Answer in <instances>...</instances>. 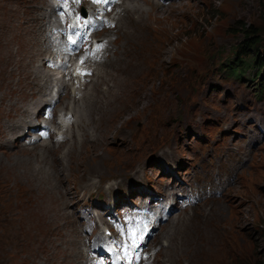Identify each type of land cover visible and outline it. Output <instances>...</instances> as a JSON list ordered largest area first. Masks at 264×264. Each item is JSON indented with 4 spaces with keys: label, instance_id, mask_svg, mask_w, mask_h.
Returning <instances> with one entry per match:
<instances>
[{
    "label": "rangeland",
    "instance_id": "374dc122",
    "mask_svg": "<svg viewBox=\"0 0 264 264\" xmlns=\"http://www.w3.org/2000/svg\"><path fill=\"white\" fill-rule=\"evenodd\" d=\"M43 1L34 5L45 6ZM19 2L0 0V53L9 43L15 52L9 55L10 59L0 54L3 133L13 129L20 119L9 118L14 108L19 109L14 99L16 85H27L18 74L21 72L24 78L34 74L35 63L39 61L38 57L22 52L19 45L18 41L29 39L30 28L34 27L27 21L32 5L23 6ZM133 6L140 11V21L146 22L141 30L130 14ZM45 9L37 12L38 20L44 21ZM112 18L116 27L110 31L109 39L115 38L119 49L111 64L102 61L97 65L93 82L99 83L98 90H94L93 83L79 90L75 103L70 98L59 103L66 110L74 108L75 121L70 131L74 132L73 143L60 147L46 143L33 150L26 149L31 150L27 152L0 151V264H59L62 255L57 251L68 253L67 249L74 252L71 259L75 264L79 260L75 242L60 243L53 250L61 235L53 237L54 241L43 235L51 230V215L56 219V213L63 208L52 201L47 206L48 214L38 211L40 191L35 190L31 181L17 178L14 169L19 173L42 169L49 174L50 165L62 163L61 177L51 175L56 179L53 189L71 190L69 194L74 200H70L64 213L71 219L75 215L71 237L81 243L86 225L82 217L95 212L90 230L97 225V201L103 195L93 197L96 187L100 189L98 192H115L124 183L133 182L135 178L129 177L137 175L138 166L129 165L137 161L145 167L148 185L155 193L161 194L167 186L179 187L186 193L199 187L207 191L208 186L211 189L213 183H219L218 195L180 211L178 218L170 219V223L176 221L160 230L152 245L163 246L153 264H264V76L260 71L257 79L252 80L237 77L235 69L229 75L226 71L229 65L237 64L233 61L236 57L245 60L253 57L264 65V0H175L168 6L150 0L134 3L127 0ZM44 22L43 41L48 31ZM251 25L262 31L255 40L257 45H251L252 39L241 30ZM35 31L41 34L39 27ZM148 40L151 42L146 43ZM134 46L140 49L132 50ZM42 48L45 49L43 43ZM120 58L123 59L119 61ZM124 59L129 60L130 66L126 73H123L128 68ZM7 68L18 69V74L2 79ZM253 71L247 69L245 74L251 76ZM40 73H46L41 64ZM242 80L248 84L239 83ZM10 98L14 100L6 102ZM75 111L80 116L78 113L75 116ZM129 133L136 135L144 153L134 152ZM46 145H50L51 149H47L53 151L54 159L43 152ZM68 152H72L69 160ZM156 152L168 153L156 156ZM45 158L47 166L41 162ZM116 175H125L124 183L120 179L103 184ZM86 176L92 178L85 183V192L72 189L76 182L79 188ZM83 207L85 215L81 213ZM215 208L220 218L213 232L218 235L220 226L225 224L223 237L230 239L228 249L214 257L200 253L190 261L180 250L194 233L203 227L211 228V219L205 225L201 221L204 214Z\"/></svg>",
    "mask_w": 264,
    "mask_h": 264
},
{
    "label": "bare ground",
    "instance_id": "6f19581e",
    "mask_svg": "<svg viewBox=\"0 0 264 264\" xmlns=\"http://www.w3.org/2000/svg\"><path fill=\"white\" fill-rule=\"evenodd\" d=\"M87 1H89V0H87ZM112 1H115V0H112ZM129 1L134 3L137 0H129ZM21 3L22 2H19V4H21ZM89 4H90V10H92L93 8H95V7H97L99 5L98 1H93V2H90ZM102 6L104 7L103 11H101V10L100 11H96L95 10L91 14V17H92L93 22L95 24L101 22L97 18L99 13H101V12L102 13L110 12L112 10L117 9L120 6V2L111 3L109 1H105ZM178 7H180V6H178ZM137 8H138L137 6H133L130 9V14L134 15L133 16L134 17L133 23H135V26L139 27L140 30H141V29L144 28L146 22L145 21H140V18H139V12L140 11H137ZM41 9H45V6L32 5L31 7H29V9H28L29 16L27 18V21L28 22H32L34 27L30 28V32H29L30 37H29V39L21 40V41H18V42H19V45L22 46V52H28V53L34 55L35 57H38V59L40 60L41 66L44 67L43 60L40 59L41 56L44 54V50L42 49V51H41L39 49L42 46V42H43L44 21L38 20L39 18L37 16V12H39ZM34 23H36V24H34ZM36 27L40 28L41 34H37V32L35 31ZM87 29H88V27L86 25H83L82 28H81V31L85 32ZM49 39H51V38H49ZM150 42L151 41L148 40L146 43H150ZM9 44H7L6 50L4 52L0 53V54H5L7 56V58L10 59L11 57L9 55H13V54L15 55V52H14V49H13V44L12 45H11V43H9ZM89 47H90V45H89ZM131 49L132 50H136L137 47L134 46V47H131ZM139 49L140 48H138L137 50H139ZM12 52H13V54H12ZM124 52H126V51H124ZM143 53H144V51H143ZM144 55H145V53H144ZM145 56H147V55H145ZM150 57H152V56H150ZM129 58H130V56L128 55V59ZM122 59L123 58H120L119 61H121ZM89 60H90L89 56L86 57V58H81L80 62H81V65L83 66V68L81 70L75 69V67L73 66V63H71L70 66H68V71L65 74H63L61 82L59 84V87L57 88V91H56V94H55L56 98L54 97L53 93L51 95H49L47 92H45V88H46L47 84L50 83L51 80H52V75L51 74H46L43 83L39 79L40 74H41L40 73L39 61L35 63L34 74H30L26 78H24L22 76L21 72H19V74H18V69L13 70L12 68H10V69L7 68L5 70L7 72V74H5V76L2 77V79L8 78V77H12V76H15V75L18 74L19 78L22 79V82L24 81L27 85L25 87H22V85L19 86L18 84L16 85L17 89H16L15 93L17 94V97H15L14 99L16 100V104L15 105H19V109L14 108L13 109V116H10L9 118H13L15 116L16 118L20 117V119H19V121L17 122V124L15 125V127L13 129H8V130H6L5 133H3L4 130H5V128H4V120H5L4 119V114H5L4 109L1 112L0 133H3L2 139L0 141V151L1 152H16L15 150L22 151V150H26V149L33 150L35 147L41 146V145H44V144L47 143L46 141H44V142H40V143L29 144L32 147L26 148V145L21 146L19 142H20V139L22 138V136H24L31 129L34 128V125H33L32 121H39L41 119V117L39 116V113L38 112L34 113L33 110H36V109L39 108L40 112H45V111H48L47 110V106H50L51 109H55V114L56 115H58V112H61V114L63 116H66L67 112H69L70 110H71L70 114H72L74 108H72V109L70 108L69 110H66L65 106H60L59 105L60 102L64 103L69 98L73 101V103H75V101H77V100L74 99V97L68 96L70 94V92H69V86L66 83V78H69L71 80L82 79L84 81L83 85H86V86L90 85V84L92 85L94 82H91L90 80H85L84 79V77H86V76H94L95 75V72H94L93 69L87 68ZM119 61L117 63L120 64L121 62H119ZM124 63L128 67V68L123 70V73H126V71H129V69H130L129 60L125 62V59H124ZM116 64H114V65H116ZM150 65L151 64H149V66ZM47 69L51 70L50 67H47ZM5 71H4V73H5ZM132 74H135V73L133 72ZM35 76H37L38 78L36 79ZM122 77H124V76H120L119 78H122ZM61 87H62V89H61ZM92 87L94 88L95 91L98 90L99 83H97V82L94 83L92 85ZM119 87H120V85H119ZM61 90H63L64 92L61 93L60 92ZM102 90H104V89L102 88ZM30 92H32V94ZM44 98H49V102H48L47 105L44 104L45 101H46ZM14 99H12V98L7 99L6 102H10V101H12ZM29 99H31V102H27V101H29ZM23 102H27V103H25L23 105ZM42 105H44V106H42ZM40 106H42V107H40ZM77 113H78V116H80L79 111H75V116H76ZM51 124H52V127L55 128L56 120L53 119ZM71 136H74V132H72ZM116 140H119V138H117ZM252 141H255V139H253ZM66 143H67V141L63 142L62 144H57V145H59L58 147H60L62 145H66ZM71 143H73V141ZM14 145H15V147H17V149L13 148ZM47 147L50 148V145H46L45 149H43V152L47 153V155H49L50 158L54 159L55 156H54V154H52L53 151L50 150L51 148L47 149ZM31 150H26V151H22V152H27V151H31ZM71 153L72 152H68L66 154V159L69 160V158H71L70 157ZM45 159L43 161H41V162H42V164L44 166H47L49 164V162H48V159H46V160ZM61 165H62V163H59L58 165H56V164L50 165V173L49 174H46V172L43 171L42 169H39L38 171L35 170L33 172H30L29 170H24L23 173H19L18 170L14 169L17 172L16 173V177L17 178H19V179H27V180L31 181L32 186L35 187V190H39L40 191L38 193V196L40 194L41 197L39 196V202H38V205L36 206V209L38 211H41L42 214H48L49 212L47 210V206L52 201H54L55 204H58V206L63 208V209H60L56 213V219L51 215V218H50V220H51L50 221L51 222L50 229L51 230H49L51 232L48 231L47 235L43 234L46 231V228H45V230L41 233V234L45 235L47 238H49V240H53L54 239L53 237H55L56 235H61V238L59 240H57L56 245L55 246L53 245L54 246L53 250H57L61 246L60 243H67V244H72V245L74 244V242L72 240V237H71L72 223L68 224V222L72 221V219L70 218V216L68 214H67V217H65V213H64V210H66V208L68 207V204L72 200H74L73 196H70V194H69L71 190H69V189H66V190L65 189H58V191H56V190L53 189V186H54L53 182H55L56 179L53 178L52 176H55L56 178H60L61 177V174H60V166ZM51 172H52V174H51ZM92 176L91 177H87L86 176V178L84 177L83 179H81L84 183H80L79 184V188H77V182H76L74 184V186H72V189L79 190L80 186H82V184H85L90 178H92ZM112 177H115V176H110V178H112ZM131 178H137L138 179V172H137V175L135 177H131ZM61 181H63V180H61ZM121 181L124 183L125 179L121 178ZM93 182H95V181H93ZM95 186H96V184H95ZM96 189L100 190L98 187H96ZM35 190H34V192H36ZM68 196H70L71 199ZM175 197H177V192L176 191H174V190L166 191L165 200H164L163 206L164 205H168L170 203L171 199H173ZM171 208H172V206H171ZM128 212H129V209H126L124 211V215L127 216ZM218 217L220 218V213H219V211L216 208L215 209H211L208 213L204 214V217H203V219L201 221V224L205 225V224L208 223L209 219H211V228H204L203 227L201 231H199V232L196 231L198 233H196V234L194 233V235L192 237L188 238L187 241H185L184 248L182 250H180V253H181V255L183 257L186 255L190 261L194 260L195 258H197L200 253H204L208 257H214V256L218 255L220 252H223L224 249H228L227 242L230 239L227 238V237H223V234H224L225 229H226L225 228V224H222L220 226L218 235L215 232H213V229L217 226V224H219L218 223V219H219ZM170 219H171V216H169L168 219L166 220L167 223H170ZM174 221H176V220H174ZM174 221H172V222H174ZM225 222H226V220L224 221V223ZM67 225L69 226V228H67ZM64 232H68V234H65ZM200 234L202 235V237H199ZM230 236H231V234H230ZM231 238H232V236H231ZM55 241H56V239H55ZM93 246L97 247L95 242L93 243ZM177 247L178 246H176L175 249ZM69 250L70 249L66 250V251H68V253L64 252V251H57V252H59L62 255V260H61V262L59 264H75L74 261L71 259V256H72V254L74 252L73 251H69ZM77 252H78V254L80 256L82 255V252H81L80 248H78ZM90 252L92 253L93 250H91ZM50 257L52 258L53 255H51ZM202 264H208V263H202Z\"/></svg>",
    "mask_w": 264,
    "mask_h": 264
},
{
    "label": "trees",
    "instance_id": "16d2710c",
    "mask_svg": "<svg viewBox=\"0 0 264 264\" xmlns=\"http://www.w3.org/2000/svg\"><path fill=\"white\" fill-rule=\"evenodd\" d=\"M264 20V19H263ZM257 25H251V26H248V27H245L243 26V28L241 29L242 30V33L245 35V36H248L250 37L252 40L251 42L249 41V43L252 45H257L258 41H255L256 39L258 40V36L262 33V31L260 30L259 27H256ZM264 29V28H263Z\"/></svg>",
    "mask_w": 264,
    "mask_h": 264
}]
</instances>
